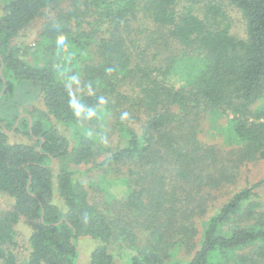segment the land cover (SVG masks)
<instances>
[{
	"label": "trees",
	"instance_id": "trees-1",
	"mask_svg": "<svg viewBox=\"0 0 264 264\" xmlns=\"http://www.w3.org/2000/svg\"><path fill=\"white\" fill-rule=\"evenodd\" d=\"M229 1L245 37L212 0H5L0 194L14 203L0 213L1 264H78L82 235L98 240L90 264H114L117 242L129 264H264V180L215 204L264 161V0ZM46 13L30 59L14 42ZM34 93L46 110L20 116ZM13 130L33 143L10 142ZM91 171L111 177L121 216L143 221L112 216ZM209 208L198 237L191 219ZM22 219L33 226L24 260L12 250ZM184 248L194 256L180 258Z\"/></svg>",
	"mask_w": 264,
	"mask_h": 264
},
{
	"label": "rangeland",
	"instance_id": "rangeland-1",
	"mask_svg": "<svg viewBox=\"0 0 264 264\" xmlns=\"http://www.w3.org/2000/svg\"><path fill=\"white\" fill-rule=\"evenodd\" d=\"M200 3L206 2V0H198ZM209 1V0H208ZM218 5L222 7V10L225 13L226 16V23L230 27V31L235 34L238 37H245L246 36V20L244 18V15L242 11L233 3H231L229 0H212ZM5 0H0V14L3 12V5H4ZM63 6H67L66 4H63ZM49 16L48 13L43 14L41 17L36 19L33 23H31L26 29H24L20 35L16 38L14 44L20 46L21 52L24 54H28L30 49L36 48V43L38 42L40 38V32L42 30V26L46 18ZM28 47V51L27 48ZM26 56V55H25ZM28 58L32 59V52L27 55ZM25 104L20 106V116L24 115L26 113H29V111L33 110L34 108H38L41 111L46 110L43 99L37 95L33 94L32 96L29 95V97L24 98ZM207 121V120H206ZM55 122L56 127L65 134H69V131L67 127L63 126L59 122ZM208 121L205 122L204 127L207 129L208 127ZM111 133H113L111 131ZM204 137H206L204 135ZM8 138L9 141L12 143H33V140L27 135L22 132H17L15 130L9 131L8 132ZM206 139V138H205ZM106 142L104 144L111 145V144H116L117 139L116 136L114 137H109L105 139ZM205 141V140H204ZM211 142H215L214 140L211 139ZM100 154V153H99ZM100 156V155H99ZM102 156V155H101ZM100 158V157H99ZM89 175L92 177V185L94 189H92L94 195L97 197L99 195H103V197H106L104 203L105 207H108V211H111L112 216L114 217H119L121 220L124 221H131V220H138V221H143V217L139 218L137 217V214L130 212L129 214L123 213L121 216V212H119L118 208H121V203L123 201L122 195L118 192V188L116 185H113L112 179L110 178H104L101 177L98 171H91L89 172ZM111 179V180H108ZM239 181L232 183L229 185L228 189L226 190L225 194H222L218 200H216L215 204L219 205L222 202L224 203L227 198L232 196L234 192H237L241 189H243L246 184L252 185L255 184L261 180H264V161H257V162H251L249 166H245L243 169V174L242 176L238 179ZM111 181V182H110ZM99 187H103L105 190L103 192L98 191ZM256 191L260 195V200L264 201V182L256 188ZM108 192L112 194L111 197H109ZM56 202L61 205L62 200L59 199V194L56 192ZM14 203V200L5 193L0 194V213L4 211H8L12 208ZM101 203V200H100ZM63 206V205H61ZM214 210L213 208H209V211L205 213L204 216L200 215H195L192 217L191 221L196 224V226L199 229V232L196 234L198 237H200L203 229V222L202 220H206L207 217H209L211 214H213ZM120 222V220L118 221ZM121 223H124L121 221ZM117 230H118V225H117ZM16 230H17V245L12 246V250L17 254L19 259H26L29 256L30 253V235L33 230L32 223L28 222L25 219H22L18 225H16ZM133 230L138 236V241L139 244L145 246L146 248H149L147 246H151L153 243V240L149 237L150 234V229L145 226V224H137ZM118 235V231L116 232ZM117 242V241H116ZM119 242L115 243L114 245L111 246L112 252H116L114 264H129V258L127 255L124 256H119L118 252L121 251L120 247H118ZM154 244H157L155 242ZM153 244V245H154ZM78 245L80 248V259L78 264H90V255L92 251L95 249V247L98 245V240L92 238L91 236L88 235H82L78 239ZM186 248H184L183 251H180L178 256L182 259H190L194 256L196 251H185ZM1 264V261H0Z\"/></svg>",
	"mask_w": 264,
	"mask_h": 264
},
{
	"label": "water",
	"instance_id": "water-1",
	"mask_svg": "<svg viewBox=\"0 0 264 264\" xmlns=\"http://www.w3.org/2000/svg\"><path fill=\"white\" fill-rule=\"evenodd\" d=\"M79 259H80V256H79ZM79 259H78V261H79Z\"/></svg>",
	"mask_w": 264,
	"mask_h": 264
},
{
	"label": "clouds",
	"instance_id": "clouds-1",
	"mask_svg": "<svg viewBox=\"0 0 264 264\" xmlns=\"http://www.w3.org/2000/svg\"><path fill=\"white\" fill-rule=\"evenodd\" d=\"M62 39V38H61Z\"/></svg>",
	"mask_w": 264,
	"mask_h": 264
}]
</instances>
